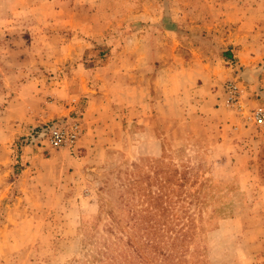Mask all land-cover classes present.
<instances>
[{
  "label": "rangeland",
  "instance_id": "rangeland-1",
  "mask_svg": "<svg viewBox=\"0 0 264 264\" xmlns=\"http://www.w3.org/2000/svg\"><path fill=\"white\" fill-rule=\"evenodd\" d=\"M257 109L264 0H0V264H264ZM64 119L82 135L52 149Z\"/></svg>",
  "mask_w": 264,
  "mask_h": 264
},
{
  "label": "built area",
  "instance_id": "built-area-1",
  "mask_svg": "<svg viewBox=\"0 0 264 264\" xmlns=\"http://www.w3.org/2000/svg\"><path fill=\"white\" fill-rule=\"evenodd\" d=\"M228 103L238 104L240 99V87L237 80L228 82L225 86ZM258 124L264 123V110L257 109L252 117ZM46 141L52 149H70L79 140L83 128L78 119H64L47 127L43 131Z\"/></svg>",
  "mask_w": 264,
  "mask_h": 264
},
{
  "label": "trees",
  "instance_id": "trees-1",
  "mask_svg": "<svg viewBox=\"0 0 264 264\" xmlns=\"http://www.w3.org/2000/svg\"><path fill=\"white\" fill-rule=\"evenodd\" d=\"M158 167V166H157ZM159 173L161 174H168L165 178H163V181H158L157 185H158V189L159 190H164L166 187L170 186L171 183L174 181L175 182V176L177 173L176 170H171L169 173L164 172L163 170H159ZM180 176L183 177V179H185V173H180ZM180 180V179H179ZM182 180V178H181ZM176 187H178V198L181 202H183L182 200L185 198L187 199V196H184V194H186L187 192L184 191L185 186L183 184H175ZM180 191V192H179ZM183 196V199H182ZM165 197V200H167L166 195L161 194V195H155L154 197L151 198V207L153 210H155L160 216L163 215L167 209H165V207L163 206V204L166 201H163V198ZM189 229L190 227L188 226L187 229L185 227V225L182 226L181 229V233H180V242L183 243L186 241V239H190L189 235ZM152 239L149 241L150 243H146L147 247H151L154 250H157L159 248L160 243L162 242L161 240V235L157 234H153ZM185 245L181 244V247H184ZM167 260V258H166ZM124 263H127L126 259L123 260Z\"/></svg>",
  "mask_w": 264,
  "mask_h": 264
},
{
  "label": "crops",
  "instance_id": "crops-1",
  "mask_svg": "<svg viewBox=\"0 0 264 264\" xmlns=\"http://www.w3.org/2000/svg\"><path fill=\"white\" fill-rule=\"evenodd\" d=\"M232 58H234V56L227 54L224 59L231 60ZM224 64H226V63L224 62ZM223 69H225L224 70L225 74H226V71H229L228 68H223ZM60 105H61V108H59V111H63L62 110L63 104H59V107H60ZM108 110L110 111V104L106 101H103L102 97L92 98V100L86 106H84L83 116H84V118H91L92 115L94 116V114H101V113H104L105 111H108ZM189 127L192 130H195L196 132L198 130L197 123H192L191 125L189 124ZM110 131L111 130H107L106 133H109Z\"/></svg>",
  "mask_w": 264,
  "mask_h": 264
}]
</instances>
